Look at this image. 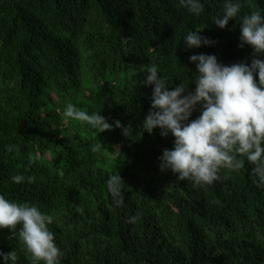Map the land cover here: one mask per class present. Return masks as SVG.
<instances>
[{"label": "trees", "instance_id": "trees-1", "mask_svg": "<svg viewBox=\"0 0 264 264\" xmlns=\"http://www.w3.org/2000/svg\"><path fill=\"white\" fill-rule=\"evenodd\" d=\"M202 2L194 17L179 0H0V193L52 217L61 264H264V188L252 166L222 170L205 188L177 181L158 167L173 137L140 128L152 91L140 82L152 63L170 88L192 89L190 55L251 59L249 46L237 47L239 20L212 22L223 0ZM260 8L264 0H243L242 13ZM200 28L216 43L185 50L182 37ZM67 103L132 132L90 131L64 117ZM116 170L120 206L106 190ZM15 174L33 182L13 184ZM22 247L0 229V251L31 264Z\"/></svg>", "mask_w": 264, "mask_h": 264}, {"label": "clouds", "instance_id": "clouds-1", "mask_svg": "<svg viewBox=\"0 0 264 264\" xmlns=\"http://www.w3.org/2000/svg\"><path fill=\"white\" fill-rule=\"evenodd\" d=\"M179 4L194 17L205 10L202 0H179ZM242 7L243 0H223L212 22L224 29L230 20H239L237 47L251 48L250 61L224 64L214 54H193L189 63L195 65V72L188 70L194 88L189 89V82L170 88L156 63L145 68L140 82L152 89L150 108L140 128L148 134L159 129L162 138L173 137L172 147L158 157L159 170L170 171L177 181L188 180L195 187L211 186L221 179L222 170L239 173L247 163L252 166L253 183L264 188V8L242 13ZM201 32L202 28L191 30L182 37L185 50L216 43ZM194 112L199 114L192 119ZM63 115L97 134L113 127L125 136L132 132L131 126L109 123L100 112L78 110L72 103L65 105ZM10 180L32 183L33 177L15 174ZM124 186L117 170L106 179V190L116 206L122 204ZM136 219L130 217V222ZM52 223V217L36 205L12 201L0 193V229L18 235L21 250L31 255V264H61L64 253L49 230ZM0 264H18L17 252L0 251Z\"/></svg>", "mask_w": 264, "mask_h": 264}]
</instances>
